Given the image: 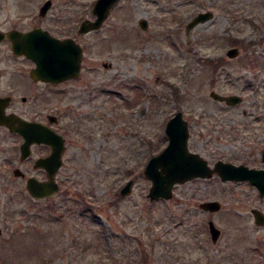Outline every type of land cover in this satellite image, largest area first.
<instances>
[{"label": "rangeland", "instance_id": "obj_1", "mask_svg": "<svg viewBox=\"0 0 264 264\" xmlns=\"http://www.w3.org/2000/svg\"><path fill=\"white\" fill-rule=\"evenodd\" d=\"M52 2L60 21L94 17L95 0ZM37 3L0 0V19ZM200 11L213 16L187 30ZM89 32L80 40V77L60 87L67 121L80 120L85 132L67 146L60 177L67 196L51 207L32 201L5 162L21 139L0 129V264H264V225L250 212L264 213L255 186L214 175L176 183L169 200L150 201L143 175L166 147L176 111L187 121L189 150L210 166L264 168V0H118ZM230 47L236 56L226 55ZM212 91L242 100L227 105ZM128 180L131 192L121 196ZM209 200L220 209L198 207ZM208 220L221 231L214 243Z\"/></svg>", "mask_w": 264, "mask_h": 264}, {"label": "water", "instance_id": "obj_2", "mask_svg": "<svg viewBox=\"0 0 264 264\" xmlns=\"http://www.w3.org/2000/svg\"><path fill=\"white\" fill-rule=\"evenodd\" d=\"M118 0H96L92 13L95 19L84 21L79 29V33H87L97 30L108 17L111 8ZM50 2L47 1L41 8V12L48 9ZM213 16L211 11L199 12L186 25L190 29L197 24L204 23ZM139 24L142 28L147 27V22L141 20ZM43 33V34H42ZM39 33L37 30L21 34L13 39V51L17 55H24L36 63V68L32 72L34 77L51 81L54 83L63 82L70 78L78 77L83 58L82 48L73 39H57L51 37L45 32ZM238 54L237 47H231L227 50L228 57H234ZM210 97L216 101H223L227 105H236L242 98L238 95H221L214 91L210 92ZM1 120V118H0ZM17 126H12L10 120L6 122L11 132L18 133L25 139L22 144V150L28 149L31 143L46 141L48 139L46 132H40L34 125L21 119ZM165 134L168 139L166 147L156 156L151 157L143 170L145 177L150 179L151 186L148 189L147 197L154 201L157 199L169 200L172 197V187L176 183H184L195 178L208 179L216 174L222 182H249L256 187L260 198L264 197V168L249 167L244 164H233L223 160H218L211 168L207 161L199 154L191 152L188 148L189 129L187 121L183 119L182 112L177 111L167 122ZM53 137L55 133H52ZM56 155L52 154L49 159ZM264 161V153L262 155ZM41 163V162H40ZM45 165V164H43ZM60 165L58 161L56 167ZM19 170H15L17 175ZM47 182H39L30 178L27 182L29 194L35 198L51 196L57 190V184L50 175ZM133 181L129 180L120 190L121 196H126L131 192ZM198 207L208 212H216L221 205L217 200L200 202ZM255 225H264V213L259 208L250 210ZM210 239L214 243L219 238L221 231L215 226L213 221H208Z\"/></svg>", "mask_w": 264, "mask_h": 264}, {"label": "flooded vegetation", "instance_id": "obj_3", "mask_svg": "<svg viewBox=\"0 0 264 264\" xmlns=\"http://www.w3.org/2000/svg\"><path fill=\"white\" fill-rule=\"evenodd\" d=\"M47 1L50 2L48 9L41 12L42 6ZM52 8V0H38L37 6L29 12L18 13L13 20L11 18L0 19V129L12 133L6 122L10 120L14 127L18 125L16 119L19 118L31 126L34 125L40 132H46L48 139L52 140V143L33 142L28 149L22 150L25 139L14 132L13 134L21 139V143L13 148L16 149V153L13 151L5 162L13 167V173L15 170L20 171L17 172L18 176L15 178L24 184L27 194L29 193L27 182L30 178L39 182H47L52 174V179L57 184L55 194L38 199L30 196L32 201H43L45 204L48 203L49 207L52 206V204L49 205L50 201L67 196L66 192L61 193L62 179L60 177L64 168L67 146L72 141L71 135L74 134V139L85 135L81 121L69 116L68 122L66 111L60 108V87L80 77L82 63L78 77L63 82L54 83L37 76L34 77L32 72L36 68V63L24 55L15 54L12 48L13 39L9 36L13 34L17 37L37 30L39 33L45 32L57 39H73L83 52L81 37L91 32L79 33L80 26L84 21H92L95 18V16L91 17V12L89 14L83 12L75 15L74 19L60 21L54 15L52 16ZM52 133H55L54 137ZM55 153L59 154V157L56 155L53 159H49ZM14 158L19 160L18 166H14L16 160ZM58 161L60 165L56 167Z\"/></svg>", "mask_w": 264, "mask_h": 264}, {"label": "trees", "instance_id": "obj_4", "mask_svg": "<svg viewBox=\"0 0 264 264\" xmlns=\"http://www.w3.org/2000/svg\"><path fill=\"white\" fill-rule=\"evenodd\" d=\"M228 42H229L230 44H233V43H235V39H233L232 37H230L229 40H228ZM219 60H221V59H219ZM206 61H209V62H210V59H206ZM210 63L213 64V61L211 60ZM261 256H264V255H261ZM259 260H261V261L264 260V257H263L262 259H259ZM114 263L117 264L116 261H115ZM239 264H241V262H239ZM243 264H244V262H243ZM251 264H253V263H251ZM254 264H255V263H254ZM258 264H259V262H258Z\"/></svg>", "mask_w": 264, "mask_h": 264}]
</instances>
